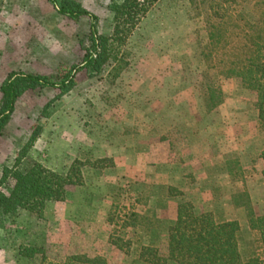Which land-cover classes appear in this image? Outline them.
I'll return each mask as SVG.
<instances>
[{
  "label": "rangeland",
  "instance_id": "374dc122",
  "mask_svg": "<svg viewBox=\"0 0 264 264\" xmlns=\"http://www.w3.org/2000/svg\"><path fill=\"white\" fill-rule=\"evenodd\" d=\"M76 1L97 17L99 33L111 32V0ZM54 5L2 0L0 84L13 71L52 76L82 61L89 18L70 19ZM206 42V26L187 0H159L123 47L128 66L118 77L108 76L109 67L78 71L75 86L49 107V116L43 108L55 89L28 91L18 99L0 136V192L9 194L14 185L12 177L1 182L6 168L26 171L41 163L64 173L80 154L112 158L114 167L84 168V184L67 187L64 201L47 202L41 218L23 210L8 217L0 227V264H55L82 253L102 256L107 264H132V256L109 243L118 234L144 238L165 258L163 231L145 235L142 228H120L141 185L151 193L136 212L167 224L179 203L191 201L196 214L214 210L238 220L241 251L246 249L253 233L243 208L236 209L230 197L245 192L256 214H264V134L256 128L255 94L235 79L220 80L222 104L204 111ZM35 126L40 134L22 156ZM20 245L43 246L47 260L21 255Z\"/></svg>",
  "mask_w": 264,
  "mask_h": 264
},
{
  "label": "trees",
  "instance_id": "16d2710c",
  "mask_svg": "<svg viewBox=\"0 0 264 264\" xmlns=\"http://www.w3.org/2000/svg\"><path fill=\"white\" fill-rule=\"evenodd\" d=\"M159 0H111L108 8L113 14L112 30L102 34L97 29V17L89 13L76 0H51L59 14L70 19L89 18V45L79 64L52 76L13 71L0 84V136L15 111L18 99L28 91L55 89L56 96L43 108L45 116L51 105L69 93L76 84V73L86 70L99 73L109 67L108 76L116 78L128 66L123 49L127 40ZM194 17L203 20L207 42L201 49V96L204 111L216 109L224 100L221 79H235L255 94L253 107L257 112L256 128L264 134V0H187ZM2 0H0V11ZM65 71V72H64ZM41 127L35 126L24 146L22 156L37 140ZM82 155V156H81ZM21 156V157H22ZM264 165V147L260 153ZM114 167L112 158H95L80 154L64 173L35 163L26 171L4 169L2 181L12 177L14 185L9 194L0 192V227L8 217L20 211L41 218L47 202H61L67 187L84 184V168L104 171ZM264 174V169H263ZM172 191L171 187H166ZM150 188L141 185L133 204L123 214L121 229L142 228L145 235L154 230L167 236V256L144 244V238L110 235L109 243L132 256V264H264V214H256L245 192L232 195L233 206L243 208L248 228L253 238L241 251V227L238 220H228L214 210L196 214L191 201L179 203L176 218L164 223L156 215L151 217L136 212V206H145L150 198ZM159 197H163L160 196ZM161 198L158 199V201ZM113 216L110 214L108 222ZM25 257L39 255L47 260L43 246H19ZM55 264H107L102 256L90 257L86 253L66 256Z\"/></svg>",
  "mask_w": 264,
  "mask_h": 264
}]
</instances>
